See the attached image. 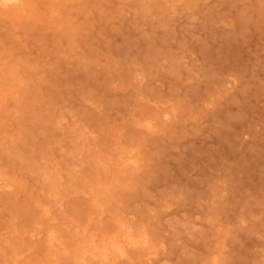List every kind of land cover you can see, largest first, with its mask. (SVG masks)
<instances>
[{
	"label": "rangeland",
	"instance_id": "rangeland-1",
	"mask_svg": "<svg viewBox=\"0 0 264 264\" xmlns=\"http://www.w3.org/2000/svg\"><path fill=\"white\" fill-rule=\"evenodd\" d=\"M0 264H264V0L0 2Z\"/></svg>",
	"mask_w": 264,
	"mask_h": 264
},
{
	"label": "bare ground",
	"instance_id": "bare-ground-1",
	"mask_svg": "<svg viewBox=\"0 0 264 264\" xmlns=\"http://www.w3.org/2000/svg\"><path fill=\"white\" fill-rule=\"evenodd\" d=\"M15 1L16 0H0V2H2L5 5L14 3ZM103 255H106V252H104Z\"/></svg>",
	"mask_w": 264,
	"mask_h": 264
}]
</instances>
